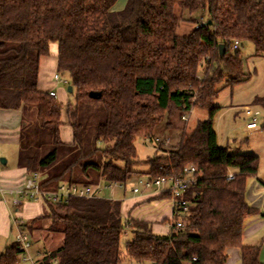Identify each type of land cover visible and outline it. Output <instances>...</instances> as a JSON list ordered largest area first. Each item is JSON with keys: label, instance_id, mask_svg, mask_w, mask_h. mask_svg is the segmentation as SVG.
Masks as SVG:
<instances>
[{"label": "trees", "instance_id": "16d2710c", "mask_svg": "<svg viewBox=\"0 0 264 264\" xmlns=\"http://www.w3.org/2000/svg\"><path fill=\"white\" fill-rule=\"evenodd\" d=\"M117 2L0 0V110L21 112L16 166L37 173L45 191L62 183L115 182L126 188L137 174L133 167L142 163L135 139L152 143L162 122L170 130L183 110L204 108L207 119L190 133L183 129L172 151L144 161L149 167L144 175L151 178L197 167V182L185 194L189 218L180 236L156 235L150 222L124 218L115 199L42 202L48 214L24 227L30 231L48 219V230L63 237L44 264L54 258L59 264H123L126 223L132 238L124 253L138 264H226L230 249L239 251L240 264H261L259 247L242 243L245 221L256 212L245 200V183L256 176L259 159L218 145L214 119L220 108L213 102L220 83L246 80L239 50H230L234 40L264 56V0H126L115 11ZM175 9L199 11L205 23L177 36ZM52 44L56 69L68 75L74 89V104L67 109L70 143L60 139L59 102L37 89L39 59L49 56ZM256 104L264 107V98ZM21 254L13 242L0 254V264H16Z\"/></svg>", "mask_w": 264, "mask_h": 264}, {"label": "rangeland", "instance_id": "374dc122", "mask_svg": "<svg viewBox=\"0 0 264 264\" xmlns=\"http://www.w3.org/2000/svg\"><path fill=\"white\" fill-rule=\"evenodd\" d=\"M119 4H125L126 0H118ZM115 7L114 10H118L119 7ZM174 14L179 19V23L176 29V35L180 37L188 36L197 24V20L201 17L205 18V15L201 12L189 13L187 11H181L175 9ZM53 46V45H52ZM52 46H50L49 57L53 55ZM56 51V44L54 45ZM240 59L242 61V75L245 81L224 86V82L218 85L219 94L214 100V106L220 108L218 114L214 119V130L217 136V142L220 147L227 149L230 153H239L241 155H252L259 159V165L256 176L250 177L245 183V200L249 207L256 210L255 214L250 216L245 221V227L255 226L256 230H253L243 240V245L259 247L261 251L260 259L264 261V107L256 104L257 99L264 98V56H255L254 50L251 44L241 42L239 48ZM56 55V52L55 54ZM211 72V71H210ZM57 73L61 82L56 83L53 81V74ZM204 71H199V77L201 78ZM206 73L205 75H209ZM52 89L56 92L57 101L61 106V127H60V139L65 143L72 142L71 128L68 123L67 109L68 106L73 105L75 101L74 89L70 85L68 75L66 73L58 72L55 69L52 70L51 75ZM65 82V83H64ZM68 88L71 91H68ZM249 107L251 110L258 112L256 116L255 128L248 129V119L243 116L242 108ZM187 121H177L176 127L162 132L159 136L161 141H157L156 150L151 144V141L144 138H137L134 141V146L137 152V159L141 161L139 165L133 167V171L137 172L126 183L127 191L138 187L139 180L146 177L148 172V165L144 163L148 158H152L155 155L165 156L178 144L182 130L186 133L192 132L196 125L207 119V110L204 108L195 107L191 110L190 114L186 115ZM251 119V118H250ZM165 121L160 126H163ZM154 133V137H157V130ZM156 135V136H155ZM168 139L170 143L164 145L163 142ZM163 141V142H162ZM16 153H18L16 151ZM161 195V194H160ZM130 193L128 192L125 197L120 195V192H115L113 196L110 195L108 190L104 191L102 198L105 199H117L118 201L129 200ZM255 204V206H253ZM45 211H48L46 206ZM168 208V205H164V211ZM151 210V208H149ZM142 213V212H141ZM142 213V216L137 219L143 220L146 215ZM142 217V218H141ZM169 221V220H168ZM262 223V224H261ZM250 224V225H249ZM50 220H41V222L33 225L32 230L28 231L29 238L31 240V249L29 253H35L36 250L40 252L44 250H50L58 248L62 245V234L59 231H49L48 226ZM154 233L159 235L163 234L161 225H155ZM40 227V230L37 228ZM180 236V235H178ZM131 234H122L120 239V250L122 253L123 264H138L128 259L124 253L125 245L131 240ZM15 242V230L12 229V235L6 240L0 239V249L2 246H8ZM21 258V257H20ZM18 259L17 264H22L21 259ZM264 263V262H262ZM142 264H150L148 262Z\"/></svg>", "mask_w": 264, "mask_h": 264}, {"label": "crops", "instance_id": "0c3cea01", "mask_svg": "<svg viewBox=\"0 0 264 264\" xmlns=\"http://www.w3.org/2000/svg\"><path fill=\"white\" fill-rule=\"evenodd\" d=\"M118 4L119 1L114 5L113 9H115V7H117ZM119 6H121V8L119 7L118 10L123 8L122 3L121 5L119 4ZM52 45L51 46L53 48L52 49L53 55L51 57L47 56V57H41L39 59L37 89L40 92H44V93H48L52 91L57 96L56 92L53 91L52 89V82H51L52 70L53 69H55V71L57 70L56 69L57 47L55 51L54 50L55 44ZM55 52L56 55H54ZM55 99L57 100V98ZM244 118L248 119L249 123L251 122V119L246 118L245 116ZM20 128H21L20 111L0 110V189L4 191V195L0 194V239L1 240H6L9 238V236L12 235L13 217L14 218L18 217L24 223H27L31 220L37 219L39 217L48 214V211H45L46 209L44 207L46 205L42 202L23 201L21 202L20 205L14 206L13 204L14 196L12 194H9V191H13L21 188L25 179L28 176V173L24 169H19L16 166V160L18 154L16 153V151L18 152ZM157 131H158L157 137H154L151 143L154 146L155 150L157 144L156 139L158 141H161L158 135H161L162 132L165 133L166 131H168V129L164 124L163 126H160ZM127 190L128 189L125 188L124 191L123 190L115 191V192L119 191L122 197H125L128 192L130 193L131 196L129 200L123 199L125 200V202L122 200L120 201L121 213L123 214V216L129 215L130 217L137 219L138 217L142 216V213L145 212L144 215H146V217H144L143 220L151 223L152 232L154 233V229L157 228L155 225L159 224L163 229L162 235H167L168 229L166 227V223L170 218L169 207L166 209L165 212H163L165 210L164 205H168L167 200L157 199L159 194L157 192H154L153 190H151V192L149 193L141 191L137 195H133L131 191H127ZM253 206H255V204H253ZM149 208H151V210H149ZM258 225H260V223L256 224L255 226L250 225L249 227H246L243 234V240L248 235H250L253 230H256V227ZM37 229L40 230V227ZM154 234L159 235L157 233ZM8 246H6V244L5 246H2V248L0 249V254H2ZM58 248H54L53 250L52 249L44 250L42 252H40V250H36L35 253H29V255L35 259L41 260L43 257L57 250ZM260 256H261V251L259 254V262L261 261ZM262 262L260 263L264 264ZM22 264H26V263L22 262ZM226 264H240V255L237 249H230L228 251V259Z\"/></svg>", "mask_w": 264, "mask_h": 264}, {"label": "built area", "instance_id": "2783aa9c", "mask_svg": "<svg viewBox=\"0 0 264 264\" xmlns=\"http://www.w3.org/2000/svg\"><path fill=\"white\" fill-rule=\"evenodd\" d=\"M204 23L205 19L203 17L197 20L198 25H203ZM240 44L239 40H234L230 44V50H239ZM53 81L56 83L61 82L57 73L53 74ZM48 96L54 99L56 98L55 93L52 91L48 92ZM193 108L195 107H192L189 110H183L181 121H187L186 115L188 113L190 114ZM242 111L246 118H251V122L247 124V128H255L258 112L251 110L249 107L242 108ZM169 143L170 141L168 139L163 142L164 145H168ZM197 172V167L189 165L186 166L178 176L160 178L146 176L139 180V188L135 187L130 191L133 195H137L141 191L149 193L151 190L157 192L159 195L168 194L169 198L167 199V203L170 210V218L166 223V227L168 229V234L178 235L181 230H183L189 218V202L185 199V194L189 187L197 182ZM227 179H233V174L231 172L227 174ZM124 189L125 187L122 184L115 182L109 184L98 183L91 186L62 183L54 191H45L40 188V176L37 173H31L27 176L21 188L9 191V194L14 196V206L20 205L23 201L67 204L71 199H100L106 190H108L110 195L113 196L116 190ZM0 194L4 195L2 189H0ZM110 200H113V198ZM12 222L15 230V243L19 245L22 251V254L19 256V258L21 257V261L26 264H44V257L40 260L29 255L31 241L28 232L24 227V222L18 217H13ZM129 228V225L126 223L123 228V233L129 234ZM47 264H59V260L57 258L50 259Z\"/></svg>", "mask_w": 264, "mask_h": 264}, {"label": "water", "instance_id": "95a60500", "mask_svg": "<svg viewBox=\"0 0 264 264\" xmlns=\"http://www.w3.org/2000/svg\"><path fill=\"white\" fill-rule=\"evenodd\" d=\"M208 24H210V23L208 22ZM218 51H219V56H220V57L223 56L224 53H225V46H224L223 44H220V45L218 46ZM68 91H71V89L68 88ZM89 97H90L91 99H93V98H94V95H93L92 93H89Z\"/></svg>", "mask_w": 264, "mask_h": 264}]
</instances>
